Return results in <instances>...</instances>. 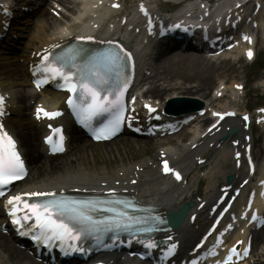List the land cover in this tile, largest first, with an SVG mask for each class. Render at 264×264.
<instances>
[{
    "label": "snow or ice",
    "instance_id": "obj_1",
    "mask_svg": "<svg viewBox=\"0 0 264 264\" xmlns=\"http://www.w3.org/2000/svg\"><path fill=\"white\" fill-rule=\"evenodd\" d=\"M114 7H118V5H114ZM145 14L147 15L146 12ZM176 27H179V25H176ZM80 39L85 38L81 37ZM86 39L91 40L93 38L87 37ZM245 39H248V37H245ZM121 51L123 50L121 49ZM79 55V51H74L71 59L64 56L51 57L50 55H44L42 58L44 65L42 71L46 75L44 81L38 80L36 82V86L39 88L41 83L46 82L47 79H62L64 83L60 86L65 87L69 92L73 93V96H79V102L69 97L68 105L73 109L80 123L92 130L97 140L108 139L112 135H115L125 119L123 96L128 88V80L122 78L121 72H116L118 77L116 88L109 90L112 89L111 74L113 70L122 69L124 57L118 51H110L103 55L92 57L90 61L81 67L75 63V58ZM248 55L251 58V51H249ZM73 68L76 70L75 72L72 71ZM105 91L107 94H102ZM113 95L114 99H109V96ZM4 102L5 98L0 96V115L4 114ZM145 107L150 112L156 111L150 105H145ZM41 112L49 119L61 114L59 112H48L43 109H37V118H39ZM106 112L111 114L112 119L100 128H92V121ZM244 119L247 120L248 117L245 116ZM56 131L60 133L59 144L53 148V151H63L64 137L60 129ZM52 141L53 137H47V142L52 143ZM164 171L166 173L171 171L167 161L164 162ZM24 174H26V169L24 161L16 151V142L3 131V125L0 124V196L5 195L2 190L3 188L13 181L22 178ZM175 175L177 179H180L179 173H175ZM27 195L34 197L51 196L53 199L41 203H29L23 201L19 195L8 198L6 206L9 208L8 214L12 217V223L20 229L27 227L28 231L21 232V235H27L29 232H32V238L38 243L50 245L53 241H60L62 250H65L64 243L68 241V249L83 252L85 249L80 248L78 244L87 236L99 239V234L102 232L128 231L133 225L147 223V220L128 217L126 213H117L114 217H106L104 219H96L90 214L91 211L96 210L115 212V209L102 208V205L104 203H122V201L118 200L112 202H78L55 199V193L33 192ZM21 204H23V207H21ZM256 219L257 217L253 215L252 220ZM33 220L34 223H28ZM153 220L158 221L159 218L153 217ZM139 230L147 233L155 229L148 227ZM143 243L149 249L156 247V244L151 240ZM175 248L176 245L173 244L168 254H172ZM231 253L238 254L235 248L231 250ZM65 254H68V252L65 251ZM245 254H247V250ZM231 259L232 256L229 255L224 264H228V261Z\"/></svg>",
    "mask_w": 264,
    "mask_h": 264
},
{
    "label": "bare ground",
    "instance_id": "obj_2",
    "mask_svg": "<svg viewBox=\"0 0 264 264\" xmlns=\"http://www.w3.org/2000/svg\"><path fill=\"white\" fill-rule=\"evenodd\" d=\"M87 2V7L88 9H90L91 5L89 4V0H87ZM104 9L105 8H102L101 10L103 11ZM39 13L40 15H44V10L42 12L36 13V16H38ZM79 28L80 26L78 25L76 20L67 26V30L70 31ZM63 33L64 30L55 33H49L48 36L43 39V41L57 40ZM12 60L13 58L10 57L3 58V63L0 67V87H3L2 91L4 92V94L7 93L8 89H12L11 92L14 96L11 98L13 100V105H11V108L14 112V105L19 104L22 106V108L18 109L17 113L23 114V109H25L28 99L31 96V91L30 89H28L29 85L25 81V76H23L22 73H18L20 69L17 66H13L14 61ZM186 69L190 70L189 73H187ZM214 69H218V67H214L209 61H205L194 55L184 56L176 55L174 53L171 54L170 52L166 61L164 63H161L159 68L154 72L153 76L149 79H146L145 82L148 85V92L154 94V97H156L155 99H158L159 97L163 98L168 95H176L186 98H205L208 95L210 86L216 79H214V72H210ZM207 71H209L210 73L206 74ZM13 90L16 91V94H14ZM58 97L59 95L52 98L53 106ZM8 102L10 104V99ZM205 121L206 120H202L200 123ZM10 123L11 124H8V127L13 131L16 138H18V142L20 143V147L24 150L25 156L27 155L28 159L32 160V164H36L37 166V162L39 160L33 156L32 151L35 141L30 136L29 130L23 127V122L21 120L10 119ZM236 125V123H232L230 124V127L234 128ZM197 126L200 128L201 124H197ZM188 132H186V134H188ZM28 135L30 136V138ZM217 136L218 135L216 134L214 137ZM213 139L214 138L209 139L208 143L213 142ZM199 141L202 142L201 139ZM82 145L83 143L78 144L79 147ZM148 147H150L149 144L145 148L147 149ZM177 151L179 150L177 149ZM190 151V149L187 150V152ZM180 159L185 160L181 157ZM81 163L82 160H80V158H75L74 156H72L65 161L61 160L60 162H58L57 166L52 168L54 170H50V168L48 167H41L42 170H39V168L37 167V173L49 174V178H45L43 176L37 179H33L27 186H24V191H46L53 188H68L70 187L71 183H74L84 177L87 168L83 167ZM123 168L124 167L121 166L119 167V170L121 171ZM163 185L164 184L158 180H152L149 183L147 192H152V197L154 198H156L157 196L160 197L157 200L162 201L160 205L163 209L173 210L174 203L171 202L173 198H170L172 192H168L166 188H164L162 192L161 187ZM184 232L185 233L182 235V239H187L189 235L187 229H185ZM263 242L264 240H255L254 247L257 246L262 251H264ZM0 246H2L5 250L8 249L13 253L12 245L8 239L3 238V243H1ZM10 252H8V258L11 263H14L15 256ZM263 263L264 261L257 262V264Z\"/></svg>",
    "mask_w": 264,
    "mask_h": 264
},
{
    "label": "rangeland",
    "instance_id": "obj_3",
    "mask_svg": "<svg viewBox=\"0 0 264 264\" xmlns=\"http://www.w3.org/2000/svg\"><path fill=\"white\" fill-rule=\"evenodd\" d=\"M220 68L217 70V71H215V70H211L210 72H214V75L217 77V79L219 78V79H227L228 81L229 80H234V79H239V78H249L250 77V73H251V70H252V68H249V69H241L240 67H230L229 65H227V64H221L220 66H219ZM232 68V69H231ZM186 71H187V73H189V71L190 70H187L186 69ZM209 71H207L206 72V74H209L210 73ZM190 74H191V72H190ZM212 74V73H211ZM211 87V86H210ZM72 156H74L75 158H80V160H82V163H81V165L83 166V167H85V168H87V169H90V167L93 169V167L92 166H89L88 164H87V160H86V156H85V152L84 151H80V152H76V153H74V154H71ZM71 155L70 156H68L67 158H69V157H71ZM99 158H100V161L102 160V157L101 156H98ZM66 159V158H65ZM63 161H65V160H63ZM98 162V165H97V167L99 168V167H101V166H99L100 165V163L101 162ZM58 162V161H57ZM57 162H54V166H55V164L57 163ZM54 166H50L49 168H50V170H54V169H52ZM95 168V169H97V170H99L98 168ZM49 175V174H48ZM48 175H42L41 177H43V176H45L46 178H48Z\"/></svg>",
    "mask_w": 264,
    "mask_h": 264
}]
</instances>
